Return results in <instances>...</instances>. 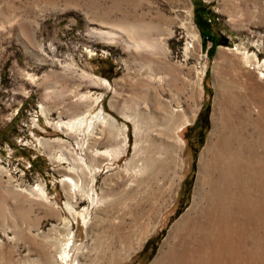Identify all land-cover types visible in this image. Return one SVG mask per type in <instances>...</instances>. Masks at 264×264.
I'll list each match as a JSON object with an SVG mask.
<instances>
[{
    "label": "rangeland",
    "instance_id": "374dc122",
    "mask_svg": "<svg viewBox=\"0 0 264 264\" xmlns=\"http://www.w3.org/2000/svg\"><path fill=\"white\" fill-rule=\"evenodd\" d=\"M244 114L264 127V0H0V264H151L213 155L232 201L264 199Z\"/></svg>",
    "mask_w": 264,
    "mask_h": 264
},
{
    "label": "bare ground",
    "instance_id": "6f19581e",
    "mask_svg": "<svg viewBox=\"0 0 264 264\" xmlns=\"http://www.w3.org/2000/svg\"><path fill=\"white\" fill-rule=\"evenodd\" d=\"M102 81L105 85H109L107 80L102 79ZM97 116L98 114H95L88 119L86 116H83L72 120L59 121L58 126L66 128H81L87 126V128L90 127L92 129ZM108 118L107 115H104L98 121L105 123ZM244 121L253 122L255 136L257 139L263 140L264 127L260 120H252L248 114H244V117L239 116L238 123L243 124ZM189 122L190 119L185 117L182 122L174 126L175 131H178ZM171 123V121L166 124L161 122L164 126L162 130L163 134H165L168 124L171 125ZM126 137V128H123L119 148L114 151L115 155L126 147ZM164 138L160 140L166 147L164 151L159 152L165 153L166 160L169 164L178 156L182 142L177 137L175 138V153H173L170 150L171 148L169 149V144L164 143ZM212 147H214L213 142L209 141L204 152L212 150ZM106 152L108 153L109 151ZM213 156L211 164L207 165L204 159L200 161V172L196 190L198 193L196 198L192 206L183 214L173 228H171L162 244V251L151 264L264 263V232L263 235H258L254 231L252 239H249L245 235L248 234L247 227L250 225L254 226L258 232L261 229L264 231V199L261 200L256 196L255 201H251L249 199L251 197L239 186L236 188L238 199H233L234 201H232L230 186H234L237 183L234 181L235 179L231 180L232 174L224 171V168L220 164L221 162H217L219 155ZM234 171L230 169L229 172L234 173ZM64 180L67 181L72 192L76 190L85 191L87 189L85 188V184L79 179L67 176ZM238 190H241V192H238ZM39 195L43 197V193H39ZM89 196L91 197L92 193H89ZM66 209L73 216L76 215L75 210L69 203L66 204ZM63 224L65 226L63 239L66 240L60 246V260L66 259L73 242V232L66 218L63 219Z\"/></svg>",
    "mask_w": 264,
    "mask_h": 264
}]
</instances>
